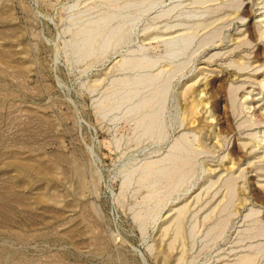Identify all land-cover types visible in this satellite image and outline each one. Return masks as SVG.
Listing matches in <instances>:
<instances>
[{
  "label": "rangeland",
  "instance_id": "374dc122",
  "mask_svg": "<svg viewBox=\"0 0 264 264\" xmlns=\"http://www.w3.org/2000/svg\"><path fill=\"white\" fill-rule=\"evenodd\" d=\"M259 2L0 0V264H264Z\"/></svg>",
  "mask_w": 264,
  "mask_h": 264
},
{
  "label": "bare ground",
  "instance_id": "6f19581e",
  "mask_svg": "<svg viewBox=\"0 0 264 264\" xmlns=\"http://www.w3.org/2000/svg\"><path fill=\"white\" fill-rule=\"evenodd\" d=\"M259 1H260L259 4L261 5V9L264 10V0H259ZM252 28H254V30H249L248 31L249 32V36H250V38L252 40L257 41L259 38L260 39L261 38L264 39V14L261 15L260 20H259L258 23H254L252 25ZM254 58H255L256 62H259L262 59V57H260L258 53L254 54ZM258 75L259 76L263 75V73L261 72ZM249 95L251 96V98H250L251 99V106L249 107V109H251L250 116L256 118V117L260 116L259 114H260L261 111L262 112L264 111V107H263L264 106V102H263L264 97L259 95V97L253 98V95H251V94H249ZM196 119H197V105H196L195 102H192V104L190 106V114H189V118H188L189 124L191 126H193L196 123Z\"/></svg>",
  "mask_w": 264,
  "mask_h": 264
}]
</instances>
